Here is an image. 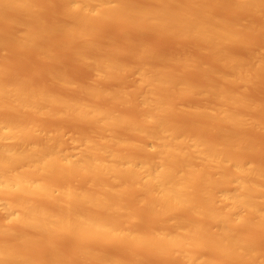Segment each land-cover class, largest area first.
Returning a JSON list of instances; mask_svg holds the SVG:
<instances>
[{
  "label": "bare ground",
  "instance_id": "bare-ground-1",
  "mask_svg": "<svg viewBox=\"0 0 264 264\" xmlns=\"http://www.w3.org/2000/svg\"><path fill=\"white\" fill-rule=\"evenodd\" d=\"M261 130L264 0H0V264H264Z\"/></svg>",
  "mask_w": 264,
  "mask_h": 264
},
{
  "label": "rangeland",
  "instance_id": "rangeland-1",
  "mask_svg": "<svg viewBox=\"0 0 264 264\" xmlns=\"http://www.w3.org/2000/svg\"><path fill=\"white\" fill-rule=\"evenodd\" d=\"M114 30H115V32H114ZM110 34L111 35H114V36H116L117 35V31H116V29H114V28H111L110 29ZM148 36V35H147ZM149 37H151V39L149 38ZM147 38H149V39H147ZM146 39L147 40H149V41H153V39H154V37L153 36H151V35H149L148 37H147ZM162 41V43L161 42H159L160 43V46H162V47H165V48H170L172 45H173V43H171V42H167V40L165 41V40H161ZM163 42H166V45H163ZM169 43V44H168ZM162 44V45H161ZM165 44V43H164ZM171 44V45H170ZM168 45V46H167ZM170 45V46H169ZM77 73V74H76ZM75 75H77L78 77H80V78H82V77H85L87 74L85 73V72H83V71H77V72H75L74 73ZM256 91H259V92H256L258 95H260L261 93V89H258V90H256ZM262 131L263 130H261V131H253V133H252V135L253 136H255V138L257 139V141H258V144H259V146L260 147H262V149L264 150V131H263V133H262ZM68 134H69V132L67 131L66 132V134H65V136L66 137H68ZM262 145V146H261ZM152 146V143H149V147H151ZM77 151V148H73V150H72V152H76ZM263 161H264V153H263V155L260 157ZM150 259V258H149ZM152 259V258H151ZM150 259V262L151 263H153V264H160V261L159 260H154V259H152L151 260Z\"/></svg>",
  "mask_w": 264,
  "mask_h": 264
}]
</instances>
